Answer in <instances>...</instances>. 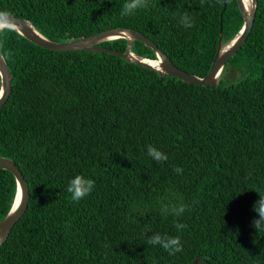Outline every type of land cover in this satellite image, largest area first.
<instances>
[{
    "label": "trees",
    "instance_id": "obj_1",
    "mask_svg": "<svg viewBox=\"0 0 264 264\" xmlns=\"http://www.w3.org/2000/svg\"><path fill=\"white\" fill-rule=\"evenodd\" d=\"M125 2L0 0V10L54 41L133 28L200 77L220 28L225 45L243 21L236 0H147L122 15ZM184 13L190 28L180 23ZM99 45L125 51L127 39ZM130 50L156 59L142 41ZM0 53L12 74L0 107V156L19 167L30 194L0 244V264H192L196 257L264 264V229L252 227L253 205L264 195V0L213 86L103 52L48 50L17 31L0 33ZM227 67L239 77L226 81ZM148 145L168 159L153 160ZM77 174L94 187L74 202L67 187ZM15 192L13 174L0 168V221ZM181 204L179 216L170 211ZM155 233L179 236L183 250L170 255L148 243Z\"/></svg>",
    "mask_w": 264,
    "mask_h": 264
},
{
    "label": "water",
    "instance_id": "obj_2",
    "mask_svg": "<svg viewBox=\"0 0 264 264\" xmlns=\"http://www.w3.org/2000/svg\"><path fill=\"white\" fill-rule=\"evenodd\" d=\"M236 3L243 19L242 26L238 33L233 37V39L225 45H222V31L220 28L217 52L209 71L205 76L202 77L178 68L171 61L170 57L166 55L154 41L145 36L142 32L133 28L114 27L96 34L83 36L76 39L67 41H54L41 35L29 21L21 17H13L18 25L16 31L32 43L42 48L53 51L103 52L115 55L126 61L154 70L161 76L170 75L191 84L213 86L219 83L222 70L224 69L227 62L236 54V52H238L240 47L244 44L253 25L257 0H253V3L251 4L252 6L249 11H247L246 9L244 0H236ZM114 38L127 39L125 51H119L113 48L99 45V43L102 41ZM135 40L144 42L155 52L156 59L159 61V66L157 68L145 62V60L156 59H149L146 57L138 56L130 50V47ZM0 57H2V59H0V89L3 90V95H0L1 107L7 101L11 93L12 74L9 71L7 63L1 53ZM0 168L10 171L16 181V192L12 206L6 216L0 221V244H2L6 240L14 224L26 211L30 194L28 183L23 173L13 160L4 156H0ZM21 196L22 203L17 206V198ZM197 262L209 264L205 259L201 257H196L193 260L192 264H196ZM137 264L145 263L143 261H140Z\"/></svg>",
    "mask_w": 264,
    "mask_h": 264
},
{
    "label": "clouds",
    "instance_id": "obj_3",
    "mask_svg": "<svg viewBox=\"0 0 264 264\" xmlns=\"http://www.w3.org/2000/svg\"><path fill=\"white\" fill-rule=\"evenodd\" d=\"M252 3L253 0H246V4ZM147 6V0H126L123 5L122 15H130L137 9L146 8ZM180 23L182 26L187 28L193 26V20L187 15V13L181 14ZM17 27L18 25L15 22L13 15L8 11L0 10V33L5 31H16ZM0 59H2V57H0ZM0 95H3L2 89H0ZM147 154L156 162H162L168 159L165 153L152 145L147 146ZM174 171L181 173L182 169L175 168ZM93 187L94 181L92 179L77 174L69 181L67 191L71 194L72 201L78 202L87 196L92 191ZM16 203L17 206L22 203V196L17 198ZM184 210L185 206L183 204L179 206H172L170 209V211L177 216H179ZM253 210L258 214V216L253 218L252 227L258 232L259 230L264 229V195L259 194V199L255 201ZM167 211H169V209L165 208V212ZM176 227L177 229H183L186 227V225L177 223ZM148 243L152 245H160L164 250L168 251L170 255L183 250L179 236L162 237L159 233H155L149 237Z\"/></svg>",
    "mask_w": 264,
    "mask_h": 264
},
{
    "label": "rangeland",
    "instance_id": "obj_4",
    "mask_svg": "<svg viewBox=\"0 0 264 264\" xmlns=\"http://www.w3.org/2000/svg\"><path fill=\"white\" fill-rule=\"evenodd\" d=\"M226 70L227 71H226L225 78H224L226 81L227 80L232 81V80L237 79L239 77V74L235 70H233L232 68L227 67Z\"/></svg>",
    "mask_w": 264,
    "mask_h": 264
},
{
    "label": "bare ground",
    "instance_id": "obj_5",
    "mask_svg": "<svg viewBox=\"0 0 264 264\" xmlns=\"http://www.w3.org/2000/svg\"><path fill=\"white\" fill-rule=\"evenodd\" d=\"M244 3H245L247 11H249L252 5L246 4V0H244ZM145 62L156 68L159 66V61L157 59L156 60H145Z\"/></svg>",
    "mask_w": 264,
    "mask_h": 264
}]
</instances>
